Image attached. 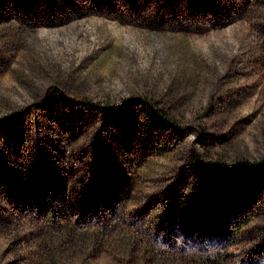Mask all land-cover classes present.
Wrapping results in <instances>:
<instances>
[{
	"label": "rangeland",
	"instance_id": "1",
	"mask_svg": "<svg viewBox=\"0 0 264 264\" xmlns=\"http://www.w3.org/2000/svg\"><path fill=\"white\" fill-rule=\"evenodd\" d=\"M263 164L264 0H0V264H264Z\"/></svg>",
	"mask_w": 264,
	"mask_h": 264
},
{
	"label": "trees",
	"instance_id": "2",
	"mask_svg": "<svg viewBox=\"0 0 264 264\" xmlns=\"http://www.w3.org/2000/svg\"><path fill=\"white\" fill-rule=\"evenodd\" d=\"M144 111L146 112V115L149 119L153 120L155 123L159 124L160 126H164L169 123L168 119L165 117L162 108L157 107L156 105L153 104H146L144 107ZM263 172H264V164L261 165ZM241 172H245L244 170L240 169ZM248 172V171H247ZM250 173H247L249 175ZM228 176V174H227Z\"/></svg>",
	"mask_w": 264,
	"mask_h": 264
}]
</instances>
